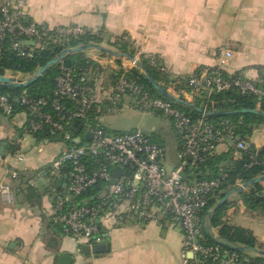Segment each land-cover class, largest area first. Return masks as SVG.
Here are the masks:
<instances>
[{
    "label": "built area",
    "instance_id": "1",
    "mask_svg": "<svg viewBox=\"0 0 264 264\" xmlns=\"http://www.w3.org/2000/svg\"><path fill=\"white\" fill-rule=\"evenodd\" d=\"M88 32L81 26L46 27L27 22L18 0H0V58L8 47L18 57L32 60L52 45L78 40ZM134 52L136 60L141 61L142 54ZM233 57L231 48H220L218 68L191 73L181 98L196 105L233 89L243 95L264 97V88L243 74L224 75L222 69ZM92 62L98 65L97 69L63 66L51 97L31 98L23 94L16 100L29 111L27 133L47 132L50 137L60 139L64 150L39 171L25 175L12 170L11 178L19 180L26 176L31 188L39 181L45 182L47 195L53 201L52 221L79 248L93 249L102 244L105 223H123L129 216L145 224L164 218L177 224L182 232L183 264H208V259L214 264H244L237 253L201 241L205 226L201 215L223 181L201 180L197 176L207 160L217 155L220 145L247 151L251 143L243 141L228 121L193 119L173 102L153 96L131 75L133 69H138L135 62L130 61L131 69H119L114 82L98 87V70L104 71L107 64L101 59ZM150 65L157 67L153 59ZM27 77L32 76L18 74L12 78L25 81ZM100 95L116 112L134 109L146 115L159 113L169 119L179 145L178 166L168 168L166 148L151 135L141 130L117 133L104 127ZM93 114L101 116L93 119ZM0 115L15 116L11 97L1 93ZM118 167L122 174L115 179ZM59 180L65 188L57 187ZM0 194L11 200L10 186L0 185Z\"/></svg>",
    "mask_w": 264,
    "mask_h": 264
},
{
    "label": "crops",
    "instance_id": "2",
    "mask_svg": "<svg viewBox=\"0 0 264 264\" xmlns=\"http://www.w3.org/2000/svg\"><path fill=\"white\" fill-rule=\"evenodd\" d=\"M18 1L27 20L41 26H81L93 33L102 32L103 39L111 43L124 36L129 49L156 61L154 68L162 79L158 83L175 93L186 92L191 73L216 70L218 50L225 46L233 50L234 57L223 67V73H241L264 88V0ZM82 53L91 61L101 59L107 64L96 77L98 87L114 82L119 69H131L128 59L95 48ZM100 96L104 127L117 133L141 130L165 148L166 144L173 145L176 161L167 160V166H178L179 145L169 119L134 109L116 112ZM127 114L133 121L132 129L108 126L113 119ZM27 119L24 112L12 118L0 115V154L4 148L0 185L10 186L11 194L9 201L0 194V264H59L63 255L71 256L72 264H183V235L179 226L168 219L145 224L129 216L123 223H105L102 244L109 250L104 254H84L74 239L59 231L51 219L53 201L45 183L39 181L31 188L26 176L19 180L10 176L12 170L31 175L64 150L60 141H39L28 134ZM250 142L257 150L264 148V125L254 131ZM230 149V145H220L217 155ZM240 184L237 182L236 187ZM228 194L230 205L224 222L251 232L264 251V212L249 209L241 192L232 190ZM213 234L217 236L218 231L213 230ZM248 255L254 258L260 254Z\"/></svg>",
    "mask_w": 264,
    "mask_h": 264
},
{
    "label": "trees",
    "instance_id": "3",
    "mask_svg": "<svg viewBox=\"0 0 264 264\" xmlns=\"http://www.w3.org/2000/svg\"><path fill=\"white\" fill-rule=\"evenodd\" d=\"M102 32L88 34L78 40H71L63 44H54L47 51L29 60L18 57L16 53L8 50L0 58V75L5 76L6 72H12L16 75L34 76L40 69L47 66L58 56L62 55L66 49L79 48L81 46H90L92 44L102 43ZM114 46L122 52L135 55L133 50L129 49V44L125 41V37H119ZM141 64L152 76V78L161 82L159 73L150 65V60L141 57ZM77 67L78 69L88 70L91 68L97 69L98 65L86 58L83 53L75 55H66L62 63H58L49 67L46 72L38 80L32 82L26 88H17L10 86L0 88V93L9 95L15 106V115L24 112L28 115L29 111L26 107L17 103V99L27 94L31 98L51 97L56 87V80L61 73V68ZM96 71V70H95ZM101 72V69L98 70ZM133 77H137L140 83L156 97H161L150 85L145 75L138 69L131 71ZM227 76L226 74H224ZM186 89L187 90V83ZM168 88V87H166ZM177 95L182 97V94L176 90ZM176 105V104H175ZM180 110L185 112L193 119L205 118L209 122L220 123L222 121L230 122L234 127L236 134L245 142L251 143L250 140L254 131L264 125V117L253 113H242V111H260L264 113V97L259 98L254 95H243L238 90H230L212 97L209 101H198L196 106L200 109H207L208 112L223 113L222 116L207 117L197 113L191 109L183 108L176 105ZM231 113V114H229ZM101 115H92V118L100 117ZM27 132V124L25 127ZM39 141L54 140L47 132H39L34 134ZM264 177V148L257 150L251 144L247 151H237L231 148L224 155H215L207 160L201 167L198 179H222L223 185L220 190L216 191L209 199L207 208L202 213V219L205 226L202 230L201 241L207 246H220L221 249L237 253L244 264H264V255L258 247L256 238L251 232L246 229L230 226L224 222V217L229 208V203L226 202L220 209L216 210L211 216L209 212L221 202L230 191L238 190L237 182L249 184L257 178ZM241 197L247 207L251 210H262L264 212V187L262 183L253 184L248 187V191H242ZM57 226L62 232L61 227ZM213 230L218 231V235L213 234ZM248 252H257L258 257H250ZM208 264H214L212 259L207 260Z\"/></svg>",
    "mask_w": 264,
    "mask_h": 264
},
{
    "label": "water",
    "instance_id": "4",
    "mask_svg": "<svg viewBox=\"0 0 264 264\" xmlns=\"http://www.w3.org/2000/svg\"><path fill=\"white\" fill-rule=\"evenodd\" d=\"M27 22H29L27 20ZM90 48H95L98 49L99 51L102 52H106L110 55H113L114 57H118V58H125L130 60L131 62H135L136 67L142 71V73L145 75L146 79L148 80V82L150 83V85H152V87L155 89V91L158 93L159 96H161L164 99H167L171 102H173L176 105H179L183 108H187V109H191L193 111H196L199 114H202L204 116L207 117H214V116H222L223 113H217V112H208L205 111L203 109L198 108L195 104L192 103H188L186 101H184L179 95H175V92L170 89V88H166L163 85H161L160 83H158L157 81H155L152 76L147 72V70L143 67V65L141 64V61L136 60L135 56L130 54V53H125V52H114L111 51L109 49H105L100 45H95L92 44L90 46H81L79 48L76 49H70L65 51L62 55L58 56L56 59H54L51 63H49L47 66L43 67L42 69H40L33 77H30L29 79L22 81L16 78H12V77H6V76H1L0 75V88H6V87H10V86H15L17 88H26L28 87L29 84H31L32 82L38 80L41 76H43V74L46 72V70L53 66L56 65L58 63H61L64 59V57L66 55H75L78 53H82ZM107 108V107H106ZM253 113L256 115H260L264 117V113H261L260 111H242V113ZM231 114V113H229ZM4 148L1 149V154L3 152ZM68 171V169H66ZM122 174V169L121 168H116L114 171V177L115 179L120 178ZM65 182H67L65 180ZM264 182V177H260L255 179L254 181H252L249 184H245L243 185V187H240L238 190H236L237 192H242L245 189H247L249 186L253 185V184H257V183H262ZM57 187L58 188H65V186L63 185V181L59 180L57 182ZM230 194H228L221 202L218 203V205L212 209L209 212V215L211 216L216 210L220 209L228 200ZM109 250V246L105 245V244H98L95 245L93 247V249H91L88 246H84L83 247V253L86 255H90L92 253L95 254H104ZM262 255H264V252H262ZM190 258H192V255H189ZM73 263V258L71 256H67V255H63L60 258V263L59 264H72Z\"/></svg>",
    "mask_w": 264,
    "mask_h": 264
},
{
    "label": "rangeland",
    "instance_id": "5",
    "mask_svg": "<svg viewBox=\"0 0 264 264\" xmlns=\"http://www.w3.org/2000/svg\"><path fill=\"white\" fill-rule=\"evenodd\" d=\"M101 37V40H102V43L100 44H95V45H100L102 46L103 48L105 49H109L111 51H114V52H118L119 50L117 49L116 46H114L113 43H111L108 38L106 39H103L102 35L100 36ZM115 43V42H114ZM105 57V56H104ZM130 61V60H129ZM110 73V72H109ZM7 77H14V76H17L15 73H12V72H8L6 73ZM33 77V76H32ZM23 78V77H22ZM30 77H27V79H29ZM129 115H125L123 117H118V118H115L112 120V123H110L111 125H108L110 128H128L127 130L129 129H132V126L133 125V121L130 120V118L128 117ZM166 156H167V160H170V161H173L175 160L176 161V150H175V147H173V145H170V144H166ZM42 184H44L45 182H41Z\"/></svg>",
    "mask_w": 264,
    "mask_h": 264
}]
</instances>
